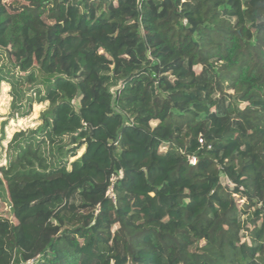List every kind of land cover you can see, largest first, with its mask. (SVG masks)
Masks as SVG:
<instances>
[{"label": "trees", "instance_id": "16d2710c", "mask_svg": "<svg viewBox=\"0 0 264 264\" xmlns=\"http://www.w3.org/2000/svg\"><path fill=\"white\" fill-rule=\"evenodd\" d=\"M2 82L0 264H264V0H0Z\"/></svg>", "mask_w": 264, "mask_h": 264}, {"label": "rangeland", "instance_id": "374dc122", "mask_svg": "<svg viewBox=\"0 0 264 264\" xmlns=\"http://www.w3.org/2000/svg\"><path fill=\"white\" fill-rule=\"evenodd\" d=\"M5 1L9 4L13 0ZM27 88L28 86H24L23 89L27 90ZM34 96L35 95L33 94V98ZM11 102L12 93L10 84L7 82H2L0 86V136L3 128L5 131V137L0 141V165L6 163L8 143L13 134L21 129L36 128L39 126L42 123L43 111L48 106L47 101L38 102L36 99H34L30 105L29 101L24 99V107L22 112L13 113L14 111L11 107ZM81 152L82 150L78 153V155H80ZM222 180L223 182H226L225 178ZM7 197V192L4 191L0 193V216H8L12 221L17 222L12 216L9 206V199ZM237 200L239 201L240 205L243 206V208H249L251 205V202L246 201L245 198L237 197ZM200 245H202V243Z\"/></svg>", "mask_w": 264, "mask_h": 264}, {"label": "built area", "instance_id": "2783aa9c", "mask_svg": "<svg viewBox=\"0 0 264 264\" xmlns=\"http://www.w3.org/2000/svg\"><path fill=\"white\" fill-rule=\"evenodd\" d=\"M191 162H192V163H195V159H194V158H192V159H191Z\"/></svg>", "mask_w": 264, "mask_h": 264}, {"label": "water", "instance_id": "95a60500", "mask_svg": "<svg viewBox=\"0 0 264 264\" xmlns=\"http://www.w3.org/2000/svg\"><path fill=\"white\" fill-rule=\"evenodd\" d=\"M118 87H116L115 89H117Z\"/></svg>", "mask_w": 264, "mask_h": 264}]
</instances>
